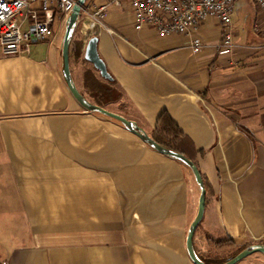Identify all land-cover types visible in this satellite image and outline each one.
I'll use <instances>...</instances> for the list:
<instances>
[{
	"label": "crops",
	"instance_id": "obj_1",
	"mask_svg": "<svg viewBox=\"0 0 264 264\" xmlns=\"http://www.w3.org/2000/svg\"><path fill=\"white\" fill-rule=\"evenodd\" d=\"M66 18L28 50L0 53V264H194L186 238L200 187L191 169L76 101L62 77ZM104 21L113 33L88 29L85 13L72 31L79 92L96 103L84 80L88 69L103 79L84 58L96 36L118 95L100 97L102 107L151 137L165 112L192 143L206 191L198 258L222 264L264 246V11L235 1L231 57L217 53L215 18L199 26L196 54L186 35L136 30L125 2ZM234 264H264V253Z\"/></svg>",
	"mask_w": 264,
	"mask_h": 264
},
{
	"label": "built area",
	"instance_id": "obj_2",
	"mask_svg": "<svg viewBox=\"0 0 264 264\" xmlns=\"http://www.w3.org/2000/svg\"><path fill=\"white\" fill-rule=\"evenodd\" d=\"M236 0H105L83 8L87 28L102 27L109 8L125 2L134 17V28H150L158 35H186L191 39V51L203 48L197 33L199 26L210 18L221 25L217 53L231 57L235 51L231 28ZM264 11V0H250ZM76 0H0V53L15 55L28 50L31 42L43 41L54 32V23L68 16ZM2 264H8L4 262Z\"/></svg>",
	"mask_w": 264,
	"mask_h": 264
},
{
	"label": "water",
	"instance_id": "obj_3",
	"mask_svg": "<svg viewBox=\"0 0 264 264\" xmlns=\"http://www.w3.org/2000/svg\"><path fill=\"white\" fill-rule=\"evenodd\" d=\"M87 0H76L75 4L73 5V8L71 12L68 14L66 18V27H65V32L62 40V47H61V59H62V77L63 80L72 94V96L76 99V101L87 111H96L100 114L106 115L108 117L114 118L118 121H120L130 132L134 133L136 136H138L143 142L147 143L149 146L154 148L156 151L168 155L170 157H173L175 159L180 160L183 162L185 165H187L197 182V184L200 187V195L198 199V208H197V213L193 219V221L190 224L189 231L187 234L186 238V248L188 255L192 262L194 264H207L203 262L201 259L198 258L196 253L194 252L193 249V244H192V238L194 235V232L196 230V227L198 223L200 222L203 211H204V206H205V188H204V183L202 180V176L195 165L189 158L185 157L184 155L175 152L173 150L167 149L164 146L160 145L157 143L150 135H148L143 129H141L139 126L136 125L134 121H131L125 117H123L120 114L114 113L112 111L107 110L106 108L97 105L91 101H89L82 93L79 92L77 87L74 84V81L72 79L70 69H69V43L72 35V31L74 29V26L78 20V17L80 16L83 8L85 7ZM97 41L98 38L96 36H92L86 43L85 45V50H84V58L92 63L93 67L98 71L99 75L108 81L112 80V76L107 70L106 64L103 61V59L99 56L98 50H97ZM252 251H260L264 253V246L262 245H251L248 248L240 251L236 255H234L232 258L227 260L226 262L222 264H234L237 262L239 259L247 255L248 253Z\"/></svg>",
	"mask_w": 264,
	"mask_h": 264
},
{
	"label": "trees",
	"instance_id": "obj_4",
	"mask_svg": "<svg viewBox=\"0 0 264 264\" xmlns=\"http://www.w3.org/2000/svg\"><path fill=\"white\" fill-rule=\"evenodd\" d=\"M84 80L86 87L89 86L93 89H96L97 92L98 90L103 92L104 88H106V86L102 83V81L96 78L95 74L89 69L85 70L84 72ZM91 92H93L92 96H94L95 98L94 100H96L95 104L102 106L99 100L100 99L99 97L100 95H98L99 92L97 93L95 92V90ZM152 138L157 143L164 146L165 148L184 155L194 163L196 152L192 147V143L187 139L186 136L183 135V133L176 126V124L170 119L167 113L164 112L160 115L156 125V129L152 134ZM230 258L226 259L223 262H226Z\"/></svg>",
	"mask_w": 264,
	"mask_h": 264
},
{
	"label": "rangeland",
	"instance_id": "obj_5",
	"mask_svg": "<svg viewBox=\"0 0 264 264\" xmlns=\"http://www.w3.org/2000/svg\"><path fill=\"white\" fill-rule=\"evenodd\" d=\"M102 81H104V85L106 86V88H104L103 92H101V91L98 90V92L100 94L97 92L96 89H93V88H91L89 86L86 87V88L89 89V90H91V91L95 90V92H97L98 95H100L99 97H102V99H105L106 102L108 100L117 98L118 95L116 94L115 88H112L111 86H109L108 84H106V83H108L107 81H105L103 79H102Z\"/></svg>",
	"mask_w": 264,
	"mask_h": 264
}]
</instances>
